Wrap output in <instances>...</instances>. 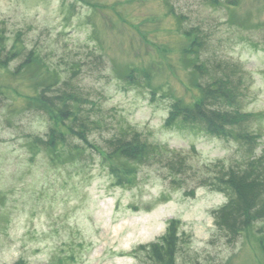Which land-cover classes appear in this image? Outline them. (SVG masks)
<instances>
[{
	"label": "rangeland",
	"instance_id": "1",
	"mask_svg": "<svg viewBox=\"0 0 264 264\" xmlns=\"http://www.w3.org/2000/svg\"><path fill=\"white\" fill-rule=\"evenodd\" d=\"M219 1L0 0V264H154L146 251L171 221L173 264H264V219L230 239L215 221L227 196L202 181L264 149V0ZM195 27L211 74L234 66L243 110L262 115L252 150L166 124L209 80L188 65ZM40 92L81 95L99 123L89 144L71 137L83 148L69 160L35 144L53 123ZM135 131L166 150L128 170L108 141Z\"/></svg>",
	"mask_w": 264,
	"mask_h": 264
},
{
	"label": "trees",
	"instance_id": "2",
	"mask_svg": "<svg viewBox=\"0 0 264 264\" xmlns=\"http://www.w3.org/2000/svg\"><path fill=\"white\" fill-rule=\"evenodd\" d=\"M185 34L194 36L190 57L186 56L188 65L201 77L209 75V80L197 83L202 94L192 105L183 101H174L166 124L181 129L199 130L214 136L233 137L248 144L249 150H252L253 144L258 143L261 135L248 131L247 125L253 119L260 120L262 115L243 110L241 99L244 94L241 88L244 83L243 77H238L233 72L234 66L221 61L216 65L218 72L211 74V68L209 69L202 60L205 38L201 34V29L195 27ZM0 41H2L1 36ZM39 96L35 108L43 110L49 118H52L53 123L49 128L48 137L35 139L36 146H42L49 151L53 161L73 158L75 151L83 147L71 141V137L75 136L84 144H89L88 133L95 124L99 125L98 121L84 112L79 94L71 93L62 98L40 92ZM56 99L59 100V104L56 103ZM108 143L110 156H121L128 161L130 164L125 165L128 170H134L136 164L148 161L151 157H160L166 150L165 146L148 142L137 131L122 132L111 138ZM262 151L261 155L251 156L244 163L229 166L221 164L215 178L208 176L202 179L206 185L220 189L227 196V203L215 210V221L220 229L231 237L230 239L239 235L255 220L264 219V149ZM179 236L176 223L171 221L164 236L151 243L149 249L147 246L142 248L147 249V256L154 264H173L174 255L179 247ZM72 258L70 259L74 261L75 258ZM58 261L66 264L64 258Z\"/></svg>",
	"mask_w": 264,
	"mask_h": 264
}]
</instances>
